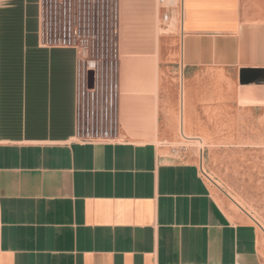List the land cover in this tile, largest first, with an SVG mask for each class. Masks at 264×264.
Here are the masks:
<instances>
[{"label": "crops", "instance_id": "0c3cea01", "mask_svg": "<svg viewBox=\"0 0 264 264\" xmlns=\"http://www.w3.org/2000/svg\"><path fill=\"white\" fill-rule=\"evenodd\" d=\"M37 1L0 0V264H264V232L195 149L171 150L180 128L264 141V105L238 104L264 98V0H179L167 22L157 0H119L123 143L98 146L72 142L75 53L40 46Z\"/></svg>", "mask_w": 264, "mask_h": 264}, {"label": "built area", "instance_id": "2783aa9c", "mask_svg": "<svg viewBox=\"0 0 264 264\" xmlns=\"http://www.w3.org/2000/svg\"><path fill=\"white\" fill-rule=\"evenodd\" d=\"M167 10L179 0H157ZM43 48L75 53L74 135L79 145L123 143L119 120V0H38Z\"/></svg>", "mask_w": 264, "mask_h": 264}, {"label": "rangeland", "instance_id": "374dc122", "mask_svg": "<svg viewBox=\"0 0 264 264\" xmlns=\"http://www.w3.org/2000/svg\"><path fill=\"white\" fill-rule=\"evenodd\" d=\"M225 78L224 81L219 80L218 91L221 102L227 106L226 114L231 118L234 115L233 107L236 105L232 96L235 89L233 84H229V76L225 74ZM234 82L237 87L238 83ZM242 93L244 95L238 97L240 106L264 105V98L257 99L249 91ZM248 130L232 126L220 129V135L233 136L234 143L220 144L214 148H207L205 145L201 155L202 164L205 172L217 183L219 190L238 201L264 227V141L238 143L236 140L238 135L245 139L248 135L250 137L253 135ZM171 150L174 155L182 158L188 154L189 148L181 143L172 145Z\"/></svg>", "mask_w": 264, "mask_h": 264}, {"label": "bare ground", "instance_id": "6f19581e", "mask_svg": "<svg viewBox=\"0 0 264 264\" xmlns=\"http://www.w3.org/2000/svg\"><path fill=\"white\" fill-rule=\"evenodd\" d=\"M174 23H175V20L172 21L171 23V27L174 26ZM183 29V28H182ZM169 31V30H168ZM182 89V88H181ZM240 95H244L243 93H240ZM182 104V103H181ZM181 106V105H180ZM180 135H181V138L183 140L182 142V145L184 147H187V149H197V154H198V157L200 159L201 158V155H202V151H203V148L205 145H207L209 148L212 146V145H208V143L204 140V139H201L199 137H192V136H189L187 133L184 132V130L182 128H180ZM154 143V142H153ZM202 169V173L203 175L205 176V178L208 179V181L210 183H212L214 186H218L217 183L215 181L212 180V178L205 172L204 170V167L201 168ZM214 179V178H213ZM228 196V195H227ZM230 200L232 201L233 205L240 211L244 212L248 218L250 219V221H252L257 227H259V229L264 232V227L261 223H259L258 220H256L253 216H251L244 208L243 206L238 202L236 201L234 198L230 197Z\"/></svg>", "mask_w": 264, "mask_h": 264}]
</instances>
